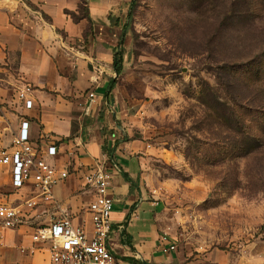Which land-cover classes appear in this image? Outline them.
Segmentation results:
<instances>
[{
	"label": "rangeland",
	"instance_id": "rangeland-1",
	"mask_svg": "<svg viewBox=\"0 0 264 264\" xmlns=\"http://www.w3.org/2000/svg\"><path fill=\"white\" fill-rule=\"evenodd\" d=\"M112 22L124 60L116 145L143 162L178 264H264V0H137ZM27 89L17 59L0 63V149ZM26 198L0 178V199ZM24 231L0 264L32 244Z\"/></svg>",
	"mask_w": 264,
	"mask_h": 264
},
{
	"label": "crops",
	"instance_id": "crops-1",
	"mask_svg": "<svg viewBox=\"0 0 264 264\" xmlns=\"http://www.w3.org/2000/svg\"><path fill=\"white\" fill-rule=\"evenodd\" d=\"M131 3L0 0V63L17 59L19 75L34 101L33 109L24 108L31 134L37 143L59 145L61 153L49 161L71 173L54 190L57 204L39 209L33 222L47 223L65 211L76 225L92 232L87 211L97 195L84 176L103 164L112 175L113 230L107 245L116 264H178L177 247L170 249L176 241L167 234L161 204L149 199L143 188V162L116 145L122 108L109 85L116 76L113 49L122 30L112 20ZM90 93L96 96L92 104ZM24 230L30 231L31 239V228L19 231L20 236L8 231L13 243L0 248L1 257L6 258L7 249H17ZM19 253L16 264H51L45 253Z\"/></svg>",
	"mask_w": 264,
	"mask_h": 264
},
{
	"label": "built area",
	"instance_id": "built-area-1",
	"mask_svg": "<svg viewBox=\"0 0 264 264\" xmlns=\"http://www.w3.org/2000/svg\"><path fill=\"white\" fill-rule=\"evenodd\" d=\"M30 94L29 87L26 93L21 94L26 110L34 108ZM89 99L92 104L96 99L95 94L90 93ZM60 153L59 145L40 144L34 140L26 117L21 121L10 146L0 149V178L5 179L16 193L27 191V198L18 206L0 199V248L5 244L8 231L31 228L32 246L20 247L21 254L35 256L45 253L51 264H116L107 245L113 230L112 175L103 164H97L84 176L86 185L97 195L87 211V223L91 225L92 232L87 230L86 225H76L65 211L47 223L33 222L34 214L39 209L57 204L54 190L70 177L69 170L49 161V158L57 157ZM170 249L176 250V245H171Z\"/></svg>",
	"mask_w": 264,
	"mask_h": 264
},
{
	"label": "trees",
	"instance_id": "trees-1",
	"mask_svg": "<svg viewBox=\"0 0 264 264\" xmlns=\"http://www.w3.org/2000/svg\"><path fill=\"white\" fill-rule=\"evenodd\" d=\"M136 3H137V0H132V3L130 4V6H132V8H133L136 5ZM82 6H83V8H85L84 4H82ZM85 11H86V8H85ZM130 16H131V14H130ZM123 64H124L123 56H122V54L118 53V49H116L115 50V59H114V70H115V73L117 74V76H120L122 74ZM115 84H116V80L113 79L109 85L110 94H111L112 89H114ZM110 94H109V96H110ZM108 154H109V156H112L113 151L112 150L108 151ZM124 176L126 177V179L128 181H130L127 174H125Z\"/></svg>",
	"mask_w": 264,
	"mask_h": 264
}]
</instances>
